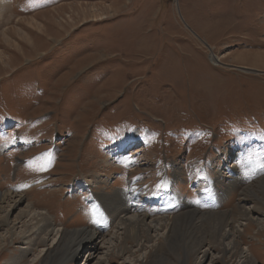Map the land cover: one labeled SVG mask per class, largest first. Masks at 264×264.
I'll return each mask as SVG.
<instances>
[{
    "label": "rangeland",
    "instance_id": "374dc122",
    "mask_svg": "<svg viewBox=\"0 0 264 264\" xmlns=\"http://www.w3.org/2000/svg\"><path fill=\"white\" fill-rule=\"evenodd\" d=\"M84 179L106 183L74 190ZM165 179L181 197L165 213H195L204 233L216 221L210 212L235 209L252 186L264 209V0L0 4V196L23 193L25 206L35 202L75 232L100 223L94 204L103 218L113 212L110 200L88 203L98 190L130 199L133 183L161 196ZM149 195L140 199L150 215L166 211ZM256 229L244 236L264 264ZM157 244L138 264L196 263ZM21 247L4 245L0 264H15ZM36 256L28 264H53L55 255ZM225 257L213 264L234 263Z\"/></svg>",
    "mask_w": 264,
    "mask_h": 264
},
{
    "label": "bare ground",
    "instance_id": "6f19581e",
    "mask_svg": "<svg viewBox=\"0 0 264 264\" xmlns=\"http://www.w3.org/2000/svg\"><path fill=\"white\" fill-rule=\"evenodd\" d=\"M6 1L0 0V4ZM91 9L102 16L101 10H98L97 7L94 6ZM211 57L214 62H221L218 56L212 54ZM239 69L250 70L246 66L239 67ZM138 142L134 141L133 146L139 147ZM121 147L127 148L126 145ZM119 159L115 158L112 162L109 161L110 165L114 166V162ZM132 161L135 164L134 159ZM262 181L264 182V180ZM47 183L46 181L44 185ZM105 183L106 181L103 179L94 182L90 179H84L79 187L78 184L75 185L74 190L79 191L88 188L90 191L92 186L98 187L99 184L104 185ZM20 187H24V183ZM138 189L140 192L142 191L139 185L136 186L132 183L130 193L132 198L130 199L127 192L119 190L106 192L102 189L98 190L92 197L86 198L90 204H93L97 199L102 202L110 200L114 204V210L107 218H103L104 210H101L98 204H94V219L100 223L96 225V228L91 229L89 227L75 232L66 231L67 228L58 224L48 209L39 208L35 202H29L25 206L27 199H24L23 193L18 192L16 195L12 191L11 193H3L0 196V249L6 244L14 246L16 240L20 239L21 254H15L16 256L12 258H17L14 260L15 264H28L27 258L37 254L36 257H39L45 251L55 255L53 264L71 263L78 258L83 259V264H114L112 260L114 255L121 257L122 261L119 264H138L146 258L150 251L153 250L154 253L155 251L157 253L158 248L155 249L158 245L157 242L164 240L171 244V251L175 257H180L181 253H185L186 260L191 261L193 259L195 264H206L208 260L211 261L210 264H213L214 260L225 256V260L230 258L229 260L234 261L233 264H256L254 246L249 245L244 236V233L254 226H256L258 233L255 238H259V235L264 231L262 202L259 203L255 201L258 198L250 196L251 193L259 191L256 187L252 186L244 191L245 195H242V200L235 209L226 212H210L208 214L209 219L216 221L212 225V232L206 231L205 233L201 224L195 220L197 217L195 213L191 216L184 215L183 219L172 217L171 213L166 214L174 206L172 202L181 199L176 194L169 179H165L163 188L160 189L161 196L149 190H144L139 194ZM262 189H264V183ZM136 194H139L140 198H145L146 195L150 194L149 203L161 202L160 209L164 211L167 208L166 211L161 215H150L149 211L141 206L143 200L138 199ZM225 194L232 196L231 192ZM225 194L223 193V198ZM250 201H253L251 206H249ZM183 225L192 228L193 231L185 234L183 230L187 231V227L184 228ZM50 241L52 244L49 246ZM55 242H57L56 245L52 247ZM212 244H218L221 248L220 252L216 253L213 246L211 247ZM40 248L42 250L38 253ZM11 253H13V249H11Z\"/></svg>",
    "mask_w": 264,
    "mask_h": 264
},
{
    "label": "water",
    "instance_id": "95a60500",
    "mask_svg": "<svg viewBox=\"0 0 264 264\" xmlns=\"http://www.w3.org/2000/svg\"><path fill=\"white\" fill-rule=\"evenodd\" d=\"M211 59H212V57H211ZM213 60V59H212Z\"/></svg>",
    "mask_w": 264,
    "mask_h": 264
}]
</instances>
